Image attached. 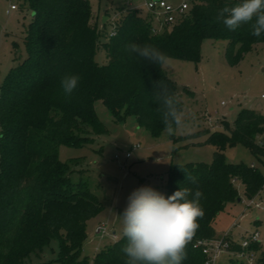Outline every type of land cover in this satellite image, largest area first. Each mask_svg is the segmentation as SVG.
<instances>
[{"label": "trees", "instance_id": "16d2710c", "mask_svg": "<svg viewBox=\"0 0 264 264\" xmlns=\"http://www.w3.org/2000/svg\"><path fill=\"white\" fill-rule=\"evenodd\" d=\"M239 2L195 0L185 15L159 29L150 14L120 8L111 34L99 27L90 0H28L33 15L24 38L26 56L0 84V264H28L27 259L43 251L51 238L58 241L59 264H125L123 235L97 250L90 261L81 255L87 222L103 204L83 179L71 181L59 147L93 142L89 131L103 129L95 111L97 99L116 117L133 115L159 135L164 125L155 99L157 82L164 81L178 97L177 88L163 68L125 46L149 44L167 56L197 62L204 38H224L225 58L236 65L255 44L264 43V35L251 34L250 24L233 31L217 18L224 6ZM97 50H103L107 62L96 60ZM66 72L81 77L70 98L60 87ZM223 122L228 131L216 130L205 141L216 146L211 161L172 163L166 173L161 193L165 197L179 187L193 193L199 189L204 196L205 215L198 218L183 264H208L199 241L217 238L216 217L226 203L239 197L236 180L243 183L248 198L264 188V174L255 164L228 162L223 151L225 144L241 142L256 156L264 155L258 143L264 135V112L243 107L232 126ZM183 171L194 175L196 182L186 180ZM261 246L257 240L248 248ZM230 250L243 248L232 242ZM255 264H264V249Z\"/></svg>", "mask_w": 264, "mask_h": 264}, {"label": "rangeland", "instance_id": "374dc122", "mask_svg": "<svg viewBox=\"0 0 264 264\" xmlns=\"http://www.w3.org/2000/svg\"><path fill=\"white\" fill-rule=\"evenodd\" d=\"M12 3L17 5L16 9L11 8ZM90 3L99 16V27H104L107 33L112 32L120 8H137L143 16L149 14L145 0H90ZM32 15L28 0H0V84L10 69L26 56L24 38ZM103 15L108 17L105 26ZM154 24L162 28L158 22ZM227 44L224 38H204L197 62L168 56L169 63L163 70L174 82L185 113L184 126L176 134L169 136L163 130L153 135L135 116L118 118L97 99L95 111L103 129L89 131L93 142L59 147V158L66 162L71 181L83 179L103 204L100 212L87 222L81 255L89 261L96 250L123 235L120 216L135 189L148 186L162 193L172 163L211 161L216 146L205 141L216 130L228 131L223 120L232 126L243 107L264 112V43L255 44L236 65H230L225 58ZM95 58L99 63L107 62L103 50H97ZM258 140L264 141V135ZM223 151L226 161L254 163L264 174V155L256 156L245 144L227 143ZM235 186L240 200L226 203L216 217V240L226 236L231 242L241 243L257 232L262 246L241 251L223 247L213 264H249V256H253L252 264H255L264 249V188L248 198L240 180L235 181ZM256 202L261 205L255 206ZM99 223L105 224V233L95 231ZM58 251L57 239L51 238L43 251L32 254L27 263L59 264Z\"/></svg>", "mask_w": 264, "mask_h": 264}, {"label": "clouds", "instance_id": "9594fccd", "mask_svg": "<svg viewBox=\"0 0 264 264\" xmlns=\"http://www.w3.org/2000/svg\"><path fill=\"white\" fill-rule=\"evenodd\" d=\"M229 30L250 24L251 34L264 35V0H240L234 6H224L218 14ZM125 50L163 68L169 57L152 45L131 43ZM81 82L77 74L66 72L60 87L66 98H70ZM160 90L155 99L160 103L164 131L169 136L184 126L185 113L175 93H170L164 81L156 85ZM184 172V171H183ZM186 180L196 182V177L185 173ZM201 190L194 193L190 188H180L165 197L155 189L143 186L135 189L128 197L122 216L123 237L126 243L121 251L125 264H183L187 258L186 246L193 239L205 211L201 204Z\"/></svg>", "mask_w": 264, "mask_h": 264}, {"label": "built area", "instance_id": "2783aa9c", "mask_svg": "<svg viewBox=\"0 0 264 264\" xmlns=\"http://www.w3.org/2000/svg\"><path fill=\"white\" fill-rule=\"evenodd\" d=\"M194 1L195 0H180L179 3L174 4L172 1L169 0H145V6H147V9L149 10L151 18L154 21L158 22L161 26H163L165 24H172L176 22L179 18H181L183 15H185L186 11L191 7ZM11 8L15 9L17 8V5L15 3H12ZM112 33L113 31L111 32V34ZM262 96H264V94ZM258 143L260 146L264 147V141L258 140ZM129 155L130 154L128 153L127 156ZM251 165L253 166L254 163H252ZM259 205H261L259 202L255 203V206ZM95 231L98 233H105V224H97L95 227ZM257 235L258 233L254 232L250 237L244 238L243 241L240 243L242 248L245 249L246 247H248L251 241H257ZM199 243L202 244L203 252L207 255V263L213 264L217 253L221 250V248L225 247L226 249L230 250L232 242L229 238L222 237V239L220 240H204L199 241ZM212 251H214L213 255L211 254ZM247 259L249 264H252V262L254 261L253 256H249Z\"/></svg>", "mask_w": 264, "mask_h": 264}, {"label": "water", "instance_id": "95a60500", "mask_svg": "<svg viewBox=\"0 0 264 264\" xmlns=\"http://www.w3.org/2000/svg\"><path fill=\"white\" fill-rule=\"evenodd\" d=\"M106 18H107V15H105V16L102 18V23L105 22ZM237 200H240V197H238Z\"/></svg>", "mask_w": 264, "mask_h": 264}, {"label": "crops", "instance_id": "0c3cea01", "mask_svg": "<svg viewBox=\"0 0 264 264\" xmlns=\"http://www.w3.org/2000/svg\"><path fill=\"white\" fill-rule=\"evenodd\" d=\"M15 9H16V8H15ZM104 16H105V15H103L102 18H103ZM107 19H108V17L106 18V20H107ZM106 20H105V21H106ZM114 240H116V239H114ZM114 240H113V241H114ZM111 242H112V241H111ZM261 243H262V242H261ZM98 250H99V249H98ZM96 251H97V250H96Z\"/></svg>", "mask_w": 264, "mask_h": 264}]
</instances>
